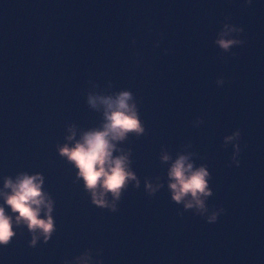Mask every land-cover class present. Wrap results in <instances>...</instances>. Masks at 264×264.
I'll return each instance as SVG.
<instances>
[{"label":"water","instance_id":"obj_1","mask_svg":"<svg viewBox=\"0 0 264 264\" xmlns=\"http://www.w3.org/2000/svg\"><path fill=\"white\" fill-rule=\"evenodd\" d=\"M225 24L244 29L229 52L215 43ZM123 90L144 131L115 142L136 180L112 211L60 148L102 127L90 93ZM180 154L207 167L215 222L172 199ZM20 173L43 176L55 227L33 246L0 195L14 231L0 264H264V0H0V189Z\"/></svg>","mask_w":264,"mask_h":264},{"label":"clouds","instance_id":"obj_2","mask_svg":"<svg viewBox=\"0 0 264 264\" xmlns=\"http://www.w3.org/2000/svg\"><path fill=\"white\" fill-rule=\"evenodd\" d=\"M246 4H251L252 0H245ZM243 27L225 24L218 33L215 43L224 52H229L234 45H242L245 41L242 38L231 36L230 33H242ZM233 56L236 53H232ZM224 78L218 77L217 85L224 84ZM87 103L93 109L99 110L102 106L104 122L102 127L92 128L84 131L80 139L69 146L65 144L60 148L61 155L75 165L79 170L78 176L83 178L87 190L90 191L93 203L101 207H110L116 211V203L120 199L121 190L125 188L129 180H136L135 174L129 168V157L127 154L113 155L116 149V141H122L129 132L140 134L144 131L140 123L133 94L128 90H123L113 95H98L90 93ZM197 122H202L197 118ZM68 140L75 137V126H69ZM241 132L237 129L234 133L224 138L225 145L228 142L238 141ZM240 145L234 144L232 160L239 165L236 159L241 152ZM163 161H168L170 156L162 155ZM168 187L172 193V199L177 203H183L185 210L194 209L195 214L206 216L209 223L215 222L219 213L225 209L220 207L206 215L209 206L206 199L212 195V190L208 186L210 173L206 166L193 167L189 160V155L180 154L171 164L168 170ZM43 176L39 173L29 175L20 173L15 180L6 177L0 195L5 203L11 208L16 216V223H25L33 233L31 244L34 246L38 239L35 234L39 232L47 241L54 231V221L51 215L53 201L51 197L43 191ZM139 181L137 180V186ZM160 185L153 186L146 182L149 194H154ZM10 189V191H5ZM107 193H111L113 202L110 204L106 199ZM45 215L41 217V211ZM14 231L12 228V218L6 214L3 205H0V244H7ZM84 255H88L85 253ZM79 260V258H78ZM84 264H88L85 260Z\"/></svg>","mask_w":264,"mask_h":264}]
</instances>
